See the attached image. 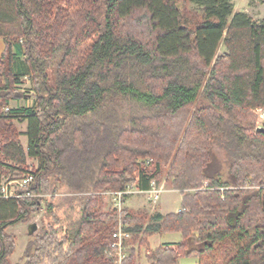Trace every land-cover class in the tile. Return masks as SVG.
<instances>
[{"label":"trees","instance_id":"16d2710c","mask_svg":"<svg viewBox=\"0 0 264 264\" xmlns=\"http://www.w3.org/2000/svg\"><path fill=\"white\" fill-rule=\"evenodd\" d=\"M233 1L0 0V172L34 176L30 197L0 200V264L15 249L7 228L42 210L21 264H117L119 226L140 244L179 233L146 264H264V125L253 113L264 108V21ZM24 78L34 105L5 113ZM163 178L179 211L153 214L142 233L127 195L100 210L106 192ZM129 245L120 264H135Z\"/></svg>","mask_w":264,"mask_h":264},{"label":"rangeland","instance_id":"374dc122","mask_svg":"<svg viewBox=\"0 0 264 264\" xmlns=\"http://www.w3.org/2000/svg\"><path fill=\"white\" fill-rule=\"evenodd\" d=\"M233 12L245 13L252 19V21L259 23L261 21H264V0H234ZM3 49L4 44L0 39V55ZM222 53L223 48H220L218 51V55H221ZM13 90H15L16 94H19V96L24 95V97L18 101H9V104L6 106L7 108H9L10 110H23L34 105V94L30 92V84L28 79H22V81L17 84L15 86V89ZM13 124L16 126L17 131L21 134L19 136V143L23 148H26L27 141L23 136V132L26 129V123L20 122L18 121V118H16L13 121ZM215 164H218V168L222 174V178L224 180H228L229 177L225 172V164L222 153H218L217 157H215ZM25 167L29 171L34 170L37 165L34 160L27 159L25 162ZM156 186L157 188L160 187L161 193L155 203L147 201L144 195L131 194L126 196L125 201L122 204V207L127 208L132 214L143 216V218H145L146 223L142 226L141 233L144 231V227L147 223L151 224L149 218L153 214H156L158 212H161L164 215L170 214L174 213L180 208L181 196L177 191L170 189L168 183L165 181V178H163V180L159 184H156ZM120 205V198L117 195L106 192L105 194H103L100 210L106 212L111 208H119ZM61 206V208L56 212L58 216H61V212L62 210H64V205ZM42 218L43 210L35 215L31 222L18 224L7 228L6 232L10 235H13L15 239V249L9 258L12 264H21L23 262L22 254L25 249L26 243L29 240V237L27 236L28 226L30 224H35L37 227V231L41 225ZM36 231L32 235H34ZM179 239V233H155L145 237L143 244H140L141 235L133 242H131L130 236V238L126 239L125 242L129 243L130 248H133L136 253L135 264H145L146 253L154 251L155 249L163 245H173L172 243L179 241ZM21 260L22 262H20ZM178 264H197V259L194 257H181L178 259Z\"/></svg>","mask_w":264,"mask_h":264},{"label":"built area","instance_id":"2783aa9c","mask_svg":"<svg viewBox=\"0 0 264 264\" xmlns=\"http://www.w3.org/2000/svg\"><path fill=\"white\" fill-rule=\"evenodd\" d=\"M4 112H8V108L4 109ZM255 114V122L254 125L256 128H261L264 125V108H259L254 111ZM34 179V176L31 173H26L20 178L10 177L2 175L0 172V200L5 199H20L24 197H30L29 193H21L22 190L26 189L27 185L31 183ZM206 186V183L203 184ZM161 193L160 187L157 188L156 184H152L151 188L148 191H140L136 189L133 185H128L126 189L121 193H111L117 195L121 198L123 195H131V194H141L144 195L149 202H154L159 198ZM130 238V234L124 232L120 226L117 231L112 235V239L114 240L112 244V254L111 256L115 257L116 263L120 264V262L124 259V255L122 252V245L126 241V239ZM146 264V263H145Z\"/></svg>","mask_w":264,"mask_h":264},{"label":"water","instance_id":"95a60500","mask_svg":"<svg viewBox=\"0 0 264 264\" xmlns=\"http://www.w3.org/2000/svg\"><path fill=\"white\" fill-rule=\"evenodd\" d=\"M36 225L35 224H30L29 226H28V231H27V233H28V235H32L35 231H36Z\"/></svg>","mask_w":264,"mask_h":264},{"label":"crops","instance_id":"0c3cea01","mask_svg":"<svg viewBox=\"0 0 264 264\" xmlns=\"http://www.w3.org/2000/svg\"><path fill=\"white\" fill-rule=\"evenodd\" d=\"M181 196V195H180ZM145 198V197H144ZM146 199V198H145ZM147 202V201H146ZM179 211V209L177 210V211H175L174 213H177ZM159 214H162L161 212H158ZM162 215H164V214H162ZM179 241H180V239H179ZM179 241H177V242H179ZM177 242H173L172 244H175V243H177ZM170 245V244H169Z\"/></svg>","mask_w":264,"mask_h":264}]
</instances>
